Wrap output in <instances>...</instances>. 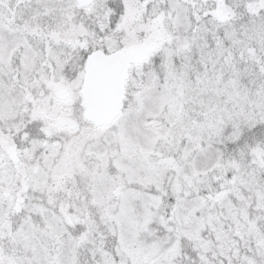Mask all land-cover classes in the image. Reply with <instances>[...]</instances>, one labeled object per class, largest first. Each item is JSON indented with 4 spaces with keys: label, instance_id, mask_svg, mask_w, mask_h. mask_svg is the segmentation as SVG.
Returning a JSON list of instances; mask_svg holds the SVG:
<instances>
[{
    "label": "snow or ice",
    "instance_id": "6c2138e0",
    "mask_svg": "<svg viewBox=\"0 0 264 264\" xmlns=\"http://www.w3.org/2000/svg\"><path fill=\"white\" fill-rule=\"evenodd\" d=\"M0 264H264V0H0Z\"/></svg>",
    "mask_w": 264,
    "mask_h": 264
}]
</instances>
